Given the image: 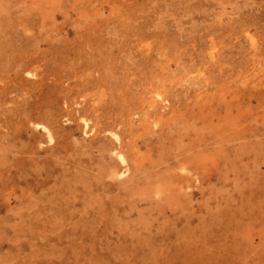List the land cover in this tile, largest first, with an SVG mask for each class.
<instances>
[{
  "label": "rangeland",
  "instance_id": "1",
  "mask_svg": "<svg viewBox=\"0 0 264 264\" xmlns=\"http://www.w3.org/2000/svg\"><path fill=\"white\" fill-rule=\"evenodd\" d=\"M0 160V264H264V0H0Z\"/></svg>",
  "mask_w": 264,
  "mask_h": 264
},
{
  "label": "bare ground",
  "instance_id": "2",
  "mask_svg": "<svg viewBox=\"0 0 264 264\" xmlns=\"http://www.w3.org/2000/svg\"><path fill=\"white\" fill-rule=\"evenodd\" d=\"M86 127V123H84V128ZM44 128V127H43ZM112 137L114 138V140L117 141V136L113 133H111ZM193 145L192 143H190V146H189V149L186 150V151H189V154L183 158L184 161H186L187 163H189L190 165H192V163H194V158H196V154L195 155H192V151H193ZM103 153L107 152L105 149L102 150ZM202 159V162L203 164H207V160H208V152H207V147H205V145L203 144L202 148L199 150V153H198ZM117 159L118 161L122 164L124 162V159L122 157L121 154L117 153ZM0 162H2V160H0ZM109 168V167H108ZM104 169V168H103ZM124 172H120L119 175H122ZM181 179V178H180ZM206 188V187H205ZM90 196V195H89ZM132 209H135L137 213L141 214L143 213L142 212V209H136L137 207H133L131 206ZM186 210V209H184ZM183 209L180 208L179 211H182L184 214V217H183V222H182V227L181 229H179L178 231H175V233L178 234V236L180 237V244L179 246L177 247L178 250H186L189 248V244H191V242L193 241V238H194V234L192 233V227H191V221H190V218H191V212H185ZM209 211H208V207H207V204L204 203L203 205V213H202V216H201V219H200V231L199 232H202L203 234L206 233V228L208 227V221H209ZM175 230V228H174ZM177 230V229H176Z\"/></svg>",
  "mask_w": 264,
  "mask_h": 264
}]
</instances>
